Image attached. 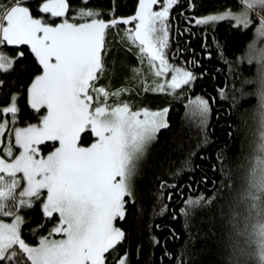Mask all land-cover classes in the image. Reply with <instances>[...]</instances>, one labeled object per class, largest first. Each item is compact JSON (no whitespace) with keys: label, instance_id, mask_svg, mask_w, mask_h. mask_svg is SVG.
Returning <instances> with one entry per match:
<instances>
[{"label":"snow or ice","instance_id":"obj_1","mask_svg":"<svg viewBox=\"0 0 264 264\" xmlns=\"http://www.w3.org/2000/svg\"><path fill=\"white\" fill-rule=\"evenodd\" d=\"M29 2L0 0V49L17 46L16 57L0 50V72L12 70L16 60L24 56L18 46H28L42 68V74L35 76L28 89V101L36 113L46 110L38 124L19 127L18 94L11 96L8 106L0 107L4 117L0 119V264H129L126 253L116 260L115 250L125 240V232L116 222L125 220L129 203L125 198L135 202L133 183L139 164L161 130L169 128V109L136 107L120 99L135 88L124 86L110 91L98 86V81L106 71L104 57L110 51L106 39L113 30L117 42L126 41L127 50L135 47L140 63L147 62L151 83L139 68L132 70L133 79L139 77L137 85L142 92L175 95L178 89L191 88L198 79L194 72L169 61V17L179 0H163L159 10L154 6L161 0H138L133 15L116 17L113 9L107 20L99 10L86 8L76 10L69 18L68 0H31L37 3L38 12L60 18L58 23L34 16L27 6ZM236 2L239 11L226 9L195 19V24L229 21L237 29L254 28V39L239 62L246 60L257 66L256 79L243 82L254 84L255 91L240 90L241 98H258L253 112L255 141L244 177L246 187L234 201L236 208L243 206L245 214L233 210L230 223L244 240V246L237 241L234 247L235 264H264V0ZM171 55L174 59L177 53ZM187 63L196 65V61ZM218 94L227 99L223 90ZM237 102L234 98V106ZM186 108V121L203 137L197 147H206L211 143L207 133L212 114L209 99L198 95L188 100ZM9 114L11 119L7 118ZM240 119L243 121L242 114ZM85 133L94 138L87 147L81 144ZM227 135L231 137L232 132ZM49 142L58 146L46 156L41 155V146ZM222 153H216L221 164ZM182 170L177 169L175 175ZM212 170L216 171L215 165ZM220 171L228 181L221 182L220 190L231 191V175L223 166ZM175 187L174 183L161 181L157 199L163 201L164 190ZM217 195L219 190L210 198L201 194L185 201L181 209L185 228L194 211L211 205ZM168 199H172L171 193ZM37 202L46 222L58 219L33 246L22 237L26 221L21 212L32 209ZM166 210L164 205L159 215ZM32 234L36 235L35 229ZM152 243L159 241L152 237Z\"/></svg>","mask_w":264,"mask_h":264},{"label":"trees","instance_id":"obj_2","mask_svg":"<svg viewBox=\"0 0 264 264\" xmlns=\"http://www.w3.org/2000/svg\"><path fill=\"white\" fill-rule=\"evenodd\" d=\"M39 2L42 3L43 0ZM162 3L163 0L160 5L154 6V10H159ZM68 4L69 18L76 14V10L86 8L99 10L107 20L108 13L113 9L116 17L133 15L138 0H88L86 4L82 0H68ZM27 6L36 17L47 15L38 12L37 3L31 0ZM226 9L237 12L240 7L236 0H179V4L171 11L169 61L177 66L187 67L198 77L191 88L185 86L178 89L175 95L142 92L137 85L139 77L133 79L132 70L139 68L147 82L151 83L153 77L147 62L141 64L135 47L128 51L126 41L117 42L116 33L113 30L108 32L106 42L110 51L105 56L106 71L98 81V86L108 87L110 91L131 86L136 90L122 95L121 100L154 111L169 109V128L161 130L139 164L133 183L135 202L125 198L129 200L125 220L116 222V226L125 232V240L115 250L116 260L126 253L129 264H235L233 250L237 241L244 246L243 238L236 235L230 221L233 210L240 212L241 216L245 214L243 206L236 208L234 201L246 187L244 177L255 141L256 123L253 112L258 98H241L240 90L243 89L245 93L255 91L254 84L243 82L256 79L257 66L255 62L252 65L246 60L239 62L254 39V28L237 29L229 21L210 25L195 24V19ZM54 21L58 23L60 18H55ZM123 27L125 26H121ZM0 50L9 57L17 56V46L5 45ZM18 50L24 56L16 60L12 70L0 72V81L3 82L0 86V107L8 106L11 96L18 94L17 126H26L39 123V116L44 114V110L39 114L32 110L28 101V89L35 76L42 74V68L28 46H18ZM172 53H177L174 59ZM190 61H196V65L187 63ZM170 76L171 73L169 78ZM220 90L226 93L227 99L220 98ZM198 95L209 99L212 106L207 129L211 143L199 148L197 145L202 143V134L185 119L188 100ZM234 98L238 101L235 106ZM241 114L243 121L240 119ZM3 118L0 115V119ZM7 118L11 119L10 114ZM229 131L232 132L231 137L227 135ZM93 139L88 133L82 134L81 144L87 147ZM54 146L56 145L48 143L44 148L50 152ZM221 150L222 164L216 158V153ZM16 151L18 153L19 150ZM188 161L190 163L185 166ZM213 165L216 166L215 172L212 170ZM221 166L231 175V183L234 185L231 191L220 190L222 181L228 183L220 171ZM177 169H183L179 176L175 175ZM161 181L176 185L174 189L164 190L163 201L157 199ZM217 190L219 195L211 205L195 210L188 218V226L185 228V219L181 215L185 201L201 194L210 198ZM169 193L171 200L168 199ZM164 205L167 210L159 215ZM21 214L26 221L22 227V237L33 246L38 244L40 236L48 234L58 219L54 217L51 223L46 222L40 202L30 210H23ZM41 224L43 227H38ZM239 226L243 228V223L239 222ZM33 229L36 230V235L32 234ZM152 237L159 243L154 245ZM106 264L109 262L106 261ZM111 264H116V261H111Z\"/></svg>","mask_w":264,"mask_h":264},{"label":"rangeland","instance_id":"obj_3","mask_svg":"<svg viewBox=\"0 0 264 264\" xmlns=\"http://www.w3.org/2000/svg\"><path fill=\"white\" fill-rule=\"evenodd\" d=\"M44 18L46 19V20H48V22L49 23H56L55 21H54V19L53 18H50L49 17V15L47 14V15H45L44 16ZM104 62H105V57H104ZM106 65V64H105ZM41 110H44V113H45V109H41ZM38 124V123H37ZM27 126V125H26ZM19 127H25V126H19ZM50 143V142H49ZM56 146H58V144L56 145ZM52 151V150H51ZM50 151V152H51ZM50 152H48L47 150H46V148H44V145H42L41 146V155H44V156H46L47 154H49ZM10 222V221H9ZM58 238V237H57Z\"/></svg>","mask_w":264,"mask_h":264}]
</instances>
